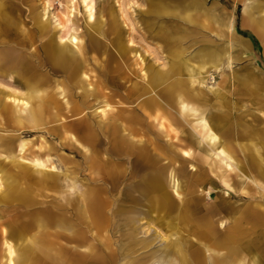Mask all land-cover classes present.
I'll return each mask as SVG.
<instances>
[{
  "label": "bare ground",
  "instance_id": "1",
  "mask_svg": "<svg viewBox=\"0 0 264 264\" xmlns=\"http://www.w3.org/2000/svg\"><path fill=\"white\" fill-rule=\"evenodd\" d=\"M37 1L39 9L34 13L36 20L32 25L36 33L32 35L29 30L27 37L31 42L39 37L36 41L44 52V59L51 64L50 69L66 72L68 78L75 76V85L80 94H84L81 98L83 102L86 100L85 95L98 89L100 83L97 91L101 100V114L109 122L106 130L87 122L83 106L77 103L69 106L67 89L60 81H54L53 86L44 87L51 80L48 70H42L38 74L39 83L20 77L27 92L15 96H0L1 108L15 113L17 124L23 125V128H39L45 123L46 117L50 116L53 121L60 123L64 139L69 135V139L78 146L85 151L90 150L89 156L85 157L88 163L83 167V171L87 173L82 178L77 176L76 166L73 165L65 167L66 171L63 170L62 174L53 173L56 165L50 159V154L39 153L42 145H38V150L28 155V140L25 139H21L15 148L17 153L14 157L17 160L10 161L18 167L19 172L4 170L0 164V182L3 180L7 184V191L2 194V198H47L48 194L51 198L44 201L49 202L50 211L44 218L37 217V231L33 237L22 231L15 234L9 232L6 227L9 222L0 220V235L4 245L2 258L5 257L3 264H208L207 257L212 264H246V255H240L250 241L256 243L260 239L257 232L264 225V216L253 210L254 207L246 211L235 210L228 202L233 197L242 199L243 194L248 192L249 183L254 186L255 194L264 196V157L261 154H264V138L259 141L254 139L264 135V103L261 107H254L253 112L242 113L233 118L230 111L235 109V104L230 105L220 99L222 87L210 86L214 97L212 103H208L210 107L199 106L186 99V86L181 80H177L168 87V94L170 101L175 97L179 117L165 110V104L155 96L138 104V108H123L119 106L123 104L121 100H115L113 94L104 91L106 85L103 86L98 80L93 82L88 69L81 63L77 65V51L80 55L85 53V49L102 51L91 33V30L100 33L104 23L101 20L104 17L95 18L96 0H82L89 13V21L94 20V23L87 24L90 30L87 44H83L82 33L70 19L76 9L72 11L71 8L70 12L57 15L61 32L49 34L48 18L52 2ZM197 5H201L200 0L191 1V7ZM262 7L264 0L247 2L242 10L245 19L259 37H264V16L256 17L255 12L264 13ZM162 8L163 4L158 2L150 12H158ZM109 16V33H119L118 21L113 11ZM218 16L217 22L226 29H231V36L234 38L232 20L224 21L223 15ZM183 18L191 20L188 14ZM21 26L23 25L14 16V7L0 0V34L14 35L15 30L22 32ZM183 34L182 29L174 28L168 38L175 40ZM227 37L230 38L229 34ZM233 41L246 49L245 38H234ZM170 53L174 58L171 68H178L179 72L188 74L190 80L194 79L199 85L206 83L207 65L216 68L223 54H227L228 59H233L226 48L221 51L209 48L198 53L203 64L197 68H189L186 62H175L183 54L182 47L175 46ZM0 68L9 67L0 63ZM252 70L245 69L237 73L234 83L236 88L248 94L251 102L258 104L255 99H264V81L258 79ZM151 71L152 82L165 77V72ZM0 75L13 77L9 73L3 74V71H0ZM5 100H10L12 104L5 103ZM202 102L203 100L200 101ZM59 105L70 107L67 111L74 117L73 120L62 121L64 117L58 112ZM143 105L152 106L153 113H142ZM140 110L143 117L141 122L138 115L133 113ZM212 110L215 112L209 113ZM126 112L129 114L123 115ZM189 112L195 118L188 124L190 127L186 128L185 117L190 115ZM137 123L141 130H135L134 124ZM152 128L156 129L155 132ZM99 137H103L108 145L104 152L99 148ZM161 137L170 141L166 147ZM71 151L74 159L79 150L72 145ZM2 156L9 158L0 151V157ZM163 159L167 162L162 163ZM19 160L26 161L29 165H22ZM205 165L227 190V197H221L209 209L202 208L199 196H194L198 190V182L203 181L204 176L202 178L197 174L195 186L186 189L181 187L178 179L187 166L194 170L198 167V172L203 175L206 172L202 169ZM30 170L37 172L38 177L32 178ZM245 170H255L258 177L246 176ZM165 174L172 183L173 191L170 195L164 186ZM26 181L38 184L48 192L41 193L34 187L27 186ZM233 183L237 185L236 188ZM207 195H211L210 190ZM262 206L260 200L255 202V207ZM4 214V211H0V219ZM216 214L219 217L213 219ZM155 218L164 223V228L169 227L170 233L165 235L157 229L149 233L150 227L146 230L139 229V220H145L148 224ZM173 219L177 223L172 224ZM248 221L250 223L247 224ZM178 224H182L190 232L185 241H181L182 236H177L173 230ZM191 236L198 243L193 240L187 242ZM224 250L225 253L219 257ZM238 250L242 251L237 255ZM205 252L210 254L206 256ZM250 264H264V259L252 258Z\"/></svg>",
  "mask_w": 264,
  "mask_h": 264
},
{
  "label": "rangeland",
  "instance_id": "2",
  "mask_svg": "<svg viewBox=\"0 0 264 264\" xmlns=\"http://www.w3.org/2000/svg\"><path fill=\"white\" fill-rule=\"evenodd\" d=\"M5 3L14 7V16L20 23L22 32L15 30L14 35H1L0 34V63L8 66L9 68H0L3 74H11L13 77L8 78L0 75V96H15L27 92L24 81L20 77L28 78L32 82H38V74L40 75L42 70H48L51 76V80L45 86H53L54 81H60L67 89L69 95V106L77 103L83 106V114L85 119L93 126H99L102 130H106V125L109 122L108 119L101 114V100L98 95L100 83L98 89L89 93L86 96V100L82 101L80 90L76 87L75 76L72 78L67 77L66 72L54 71L51 68V64L44 59V52L40 49L39 37H35V40L31 42V39L27 37L29 30L32 35H35V28L32 27L34 21V13L39 9V2L37 0H4ZM192 0H96L97 6L95 18H102L103 25L101 26L100 33L91 30L94 35V40L99 42V48L101 52L89 51L85 49V53L78 55V63L89 71V76L92 77L93 82H101L105 87L107 93L114 95L115 100L119 99L123 104L119 105L123 108H138V104L144 102L150 96H155L157 100L165 104V110L178 116L176 113L177 104L170 101L168 94V87L171 83L177 80H181L187 89V97L194 105H208L212 103L214 98L210 92V86L222 87V96L220 99L228 104H235V109L230 111L233 118H237L238 115L249 111L253 112L254 107H261L264 103V99H255L258 104L251 102V98L244 91L236 88L234 78L237 73L245 69H253L254 75L260 80L264 81V37H259L255 31L251 28L245 15L243 14V6L245 3L261 2L262 0H200L201 5L191 7ZM52 5L50 8L49 20V34H58L61 32L58 25L57 15L65 14L76 9L73 15H70L72 22L76 23L78 29L83 38V44H87L89 38L88 23H94V20L89 21L88 10L82 0H51ZM161 2L163 4L162 10L158 12H150V9L154 4ZM166 6V9H165ZM98 8V9H97ZM264 9V7H262ZM106 9V10H105ZM113 11L115 14L119 33L110 34L108 30L109 14ZM255 16H264L262 12H255ZM186 14L190 15L191 20L183 18ZM218 14L223 15V20H232L233 28L235 31V37L240 39L245 38L247 41L246 49L241 48L235 41H233L232 30L226 29L224 25L219 24L217 18ZM104 15V16H102ZM230 22V21H229ZM71 23V22H70ZM26 27V28H25ZM174 28L182 29L184 31L183 36L170 40L168 36L172 34ZM18 29V28H17ZM103 34L105 36H103ZM219 34V35H218ZM227 34L230 38L228 39ZM31 35V36H32ZM29 36V35H28ZM232 38V39H231ZM180 46L183 48V54L179 60L175 62H186L189 68H197L203 64V61L198 58V53L206 49H215L221 51L226 48L230 56L233 59H228L227 54H223L217 63V67L209 66L206 83L199 85L195 80H190L188 74L179 72L178 68L172 69L171 64L174 58L170 53V50ZM76 50V48H75ZM23 57L20 59V57ZM236 56V57H235ZM8 57V58H7ZM235 57V58H234ZM43 62V63H42ZM28 67V68H27ZM142 69V70H141ZM165 72V77L157 82H152L151 77L153 72ZM252 70V71H253ZM6 72V73H5ZM144 74V75H143ZM144 76V77H143ZM233 77V80H231ZM198 80V78L196 79ZM137 89V90H136ZM92 90V87H90ZM147 90V91H146ZM165 90V93H164ZM196 90L201 94H197ZM151 91V92H149ZM174 95V94H173ZM212 97V98H211ZM61 99L60 97H57ZM205 98L206 101L203 99ZM200 103V101H202ZM7 104H12L10 100L4 101ZM64 107L59 105L58 112L64 117L63 122L71 121L74 117L70 116V112L67 110L70 107ZM210 107V105H208ZM144 112L134 111L139 117V122L142 121V113H153L154 109L150 105H143ZM52 111H55L53 109ZM212 110L209 113H214ZM129 114L128 112L123 115ZM168 115V113L166 112ZM185 117V127L188 128L189 123L194 121L192 112ZM15 113H10L9 110H4L0 106V151L9 158L0 157V164L4 170L12 172H19L18 167L14 166L10 161L17 160L14 155L17 153L15 148L21 139L28 140L26 148L28 155L38 150L37 146L42 145L39 153H49L50 159L56 165V169L53 173H63L65 167L76 166L77 176L81 178L87 172L83 171V167L87 165L88 160L85 158L89 156L90 150L85 149L74 143L69 139V135H66L64 139V133L59 122L53 121L48 116L45 119V123L35 129L23 128L21 124H17ZM179 117V116H178ZM129 125V122H127ZM132 124V123H130ZM135 130H141V126L137 123L134 124ZM121 127H119V132ZM155 128L152 131L155 132ZM173 135V133H172ZM111 136V134H109ZM162 138V137H161ZM264 135L254 137L256 141L262 140ZM165 142V147L170 143L168 138H162ZM99 148L102 152L107 148V144L103 137L98 139ZM245 142V140H244ZM72 145L79 150L78 155L73 159L74 153L71 151ZM85 153H82V152ZM86 154V155H85ZM262 157L264 154L261 152ZM22 165H29L26 161L19 160ZM167 162L163 159L162 163ZM206 172H198V167L191 169L187 166L185 171L179 177V182L183 189L195 186V177L200 175L203 181L198 182V190L195 189L194 196H199V202L202 208H210L217 203V200L221 197H227V190L220 185V181L211 172L207 165L204 166ZM201 169V170H202ZM2 173V171H1ZM0 173V174H1ZM31 177H38L37 172H32ZM246 176L250 175L258 177L255 170H245ZM236 178V177H235ZM211 179V181H210ZM237 179V178H236ZM165 189L169 195L172 194V183L169 181L167 174H165ZM214 182H216L214 184ZM27 186L34 187L35 190H39L44 193L47 190H43L38 184L33 182H25ZM236 188L237 185L233 183ZM264 185V181H263ZM211 191V195H207L208 191ZM248 192L243 194L242 199L235 197L231 198L228 205L233 209L239 210H253L260 212L264 216V196L259 197L255 194L254 186L249 183L247 185ZM7 191V184L2 180L0 182V211H4L5 214L0 220H6L9 222V226L6 225L9 232L16 233L22 231L28 236H35L37 228L35 226L37 217H43L49 209L50 194L47 198L45 196H37L32 199H26L24 197H12L2 198V194ZM48 192V191H47ZM226 192V193H225ZM237 196L239 193H232ZM260 200L263 204L262 207H255V202ZM44 202V203H43ZM163 212L161 211L160 214ZM154 216H156L154 212ZM219 216L216 214L213 219H217ZM177 223V220L171 222ZM250 221L247 222V224ZM139 229L146 230L148 227L149 233L157 229L163 234L167 235L169 227L164 228V223L153 219L150 223H146L145 220H139L137 222ZM218 227H220L218 225ZM176 229L177 236H182L181 241H185L190 234L182 224H178ZM261 230L257 232V236L260 239L256 243H248L245 251L240 255H246L245 263L250 264L252 258L264 259V225L261 226ZM221 230V228L219 229ZM175 237V235H174ZM173 237V238H174ZM249 238V237H248ZM189 240H193L198 243L194 237H189ZM25 240L23 241L24 244ZM159 242V241H157ZM260 242V243H258ZM22 244V245H23ZM4 245H2V239L0 235V264H3L5 257L2 258V252ZM242 250L237 251V255ZM225 253L221 251L218 255ZM206 256L210 253L205 252ZM208 264H212L210 260H207Z\"/></svg>",
  "mask_w": 264,
  "mask_h": 264
}]
</instances>
